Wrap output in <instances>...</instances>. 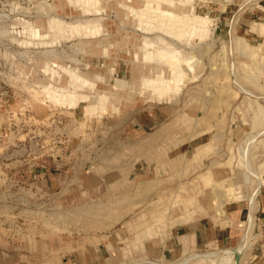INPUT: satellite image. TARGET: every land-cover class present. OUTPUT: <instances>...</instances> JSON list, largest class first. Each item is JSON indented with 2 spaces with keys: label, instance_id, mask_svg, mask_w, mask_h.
I'll list each match as a JSON object with an SVG mask.
<instances>
[{
  "label": "rangeland",
  "instance_id": "1",
  "mask_svg": "<svg viewBox=\"0 0 264 264\" xmlns=\"http://www.w3.org/2000/svg\"><path fill=\"white\" fill-rule=\"evenodd\" d=\"M262 13L0 0V264H264Z\"/></svg>",
  "mask_w": 264,
  "mask_h": 264
},
{
  "label": "crops",
  "instance_id": "2",
  "mask_svg": "<svg viewBox=\"0 0 264 264\" xmlns=\"http://www.w3.org/2000/svg\"><path fill=\"white\" fill-rule=\"evenodd\" d=\"M260 6L262 8V11H263L262 15L264 18V0H260ZM255 25H257V23H255ZM262 25H264V24H262ZM260 30H262V28H260L257 31L258 33L257 32L255 33V34H258L256 36H260L259 35V32H261ZM261 36H262V34H261ZM240 50H242V49H240ZM247 151H248V149H247ZM260 181L263 184V181L259 180V183H260ZM262 184H261V186H262ZM261 186H260V188H261ZM260 188H259V190H260ZM257 189H258V187L256 188V191H257ZM255 194H256V192H255ZM258 194H259V192L257 193V195ZM254 195L252 196V198L254 197ZM257 195L255 197H257ZM255 199L256 198H254L251 201L253 203V207L251 208L250 212H248V208L246 206L241 205L239 203H234V204L228 205L226 207L225 211L223 212V215L226 218L224 217L223 222L225 225H224V228L221 229V231L227 232V236H226L225 240L229 241L230 244L232 242H234V240L237 239V236L239 237V235L243 232V228H244L245 223H248V224L246 227L244 237L246 234L250 233V229L252 228V225L254 227V211H255L254 203H255ZM260 204H261V208H260L261 213L264 214V191H263V195L261 197ZM252 209H253V213H252ZM241 252H242V250H241Z\"/></svg>",
  "mask_w": 264,
  "mask_h": 264
},
{
  "label": "bare ground",
  "instance_id": "3",
  "mask_svg": "<svg viewBox=\"0 0 264 264\" xmlns=\"http://www.w3.org/2000/svg\"><path fill=\"white\" fill-rule=\"evenodd\" d=\"M180 77V76H179ZM158 83L156 82V85H157ZM154 86H155V84H154ZM158 86V85H157ZM166 86V85H165ZM169 87V86H168ZM171 87V86H170ZM158 90L156 91V92H160V94H162L161 96H165L169 91H168V89L167 88H164L163 87V89L162 90H160L161 89V87L160 88H157ZM168 97V96H167ZM246 159H247V157H246ZM254 174V173H253ZM261 181H260V183H259V185H258V189H257V191H256V195H257V193L259 192V188H260V186H261ZM252 213H253V209H252ZM252 215V214H251ZM246 242V241H245ZM245 244V243H244ZM245 246V245H244ZM242 248L241 247H239V248H237V249H235V250H229V251H227L226 253L227 254H229V255H236V253L237 252H240V253H242L240 250H241ZM236 264V263H235Z\"/></svg>",
  "mask_w": 264,
  "mask_h": 264
},
{
  "label": "water",
  "instance_id": "4",
  "mask_svg": "<svg viewBox=\"0 0 264 264\" xmlns=\"http://www.w3.org/2000/svg\"><path fill=\"white\" fill-rule=\"evenodd\" d=\"M241 258H242V253L237 252L235 255V263L236 264H241Z\"/></svg>",
  "mask_w": 264,
  "mask_h": 264
}]
</instances>
